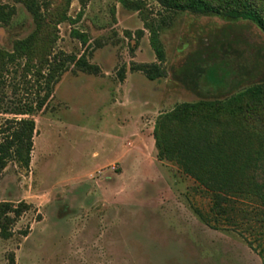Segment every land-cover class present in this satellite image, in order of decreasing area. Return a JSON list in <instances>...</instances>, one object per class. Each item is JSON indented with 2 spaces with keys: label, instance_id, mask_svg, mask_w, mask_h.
Listing matches in <instances>:
<instances>
[{
  "label": "rangeland",
  "instance_id": "1",
  "mask_svg": "<svg viewBox=\"0 0 264 264\" xmlns=\"http://www.w3.org/2000/svg\"><path fill=\"white\" fill-rule=\"evenodd\" d=\"M24 1L0 0L16 8L12 23L0 24V50L11 51L35 30ZM34 1L47 19L70 18L53 25V55H86L98 69L65 63L47 105L34 115L30 168L10 163L0 175V203L33 205L10 238L0 236V264H263L255 248L263 238L264 194L253 195L252 187L264 180V159L255 155L264 145V121L220 124L222 161L244 169L227 168L234 185L226 191L205 187L185 169L189 158H201L185 156L192 146L185 126L165 125L168 152L154 137L161 115L181 103L224 99L264 83L258 25L177 12L158 0ZM146 24L159 31L162 62ZM152 63L162 72L156 80L133 70ZM21 74L5 75L1 108L28 99ZM210 169L207 176L219 183L222 174ZM235 178L244 190H235Z\"/></svg>",
  "mask_w": 264,
  "mask_h": 264
},
{
  "label": "trees",
  "instance_id": "2",
  "mask_svg": "<svg viewBox=\"0 0 264 264\" xmlns=\"http://www.w3.org/2000/svg\"><path fill=\"white\" fill-rule=\"evenodd\" d=\"M158 2L164 8L177 12L220 14L230 18L250 20L264 32V0H158ZM24 5L33 17L35 30L27 37L17 40L11 51L0 50V85L7 83L6 74L11 71L17 73L21 70V77L28 95V99L11 100L5 108L0 107V175L10 163H15L24 169L30 168L34 137L37 133L34 115L41 112L47 105L58 79L67 70L64 69L65 63L70 62L91 73L98 69L97 66L89 63L86 55L80 57L72 54L62 55L60 58L53 55V45L56 41L53 25L70 20L67 14H61L58 19L51 20L47 19L36 1L25 0ZM15 14L14 6L0 5V24H11ZM146 25L150 31L151 47L158 61L162 62L166 54L159 31L153 24ZM45 35H50L49 45L46 46L44 44ZM72 35L82 44L88 42V37L84 33L74 30ZM133 70L143 72L149 80H156L162 76L160 67L156 63L135 64ZM29 76L31 80H28ZM257 119L264 121V83L250 86L224 99H203L193 103H181L170 112L161 115L155 127L154 137L157 147L163 153L168 152L170 145L166 134L162 132L165 125L176 123L185 126L189 132L187 145L192 144L191 147L189 146L191 150L185 151V156L188 154L201 156L199 163L193 162L194 159H185L188 160L183 163L185 169L197 175L196 179L205 187L212 189L218 184L216 188L226 191L234 185V181L225 176L228 173L227 168H234L235 164V172L244 169L237 165L236 160L231 164L222 161L224 156L217 143L220 124L229 120H235L237 123H250ZM206 124L210 126V130ZM212 130L214 133L210 132ZM261 137L264 139V132ZM259 147L261 149L256 150L255 155L257 159H264V145H259ZM210 168L222 174L221 179H218L219 183L207 176L212 172ZM243 187V182L235 178V190L240 191ZM252 188L253 195L259 196L260 190L264 194V180L260 183L254 181ZM245 191L250 192L251 190ZM220 197L218 194L215 196L217 200ZM262 197L264 199V196ZM219 206L218 201L217 207ZM32 208L33 205L26 201L1 202L0 236L5 239L10 238L14 224ZM261 235L263 238L258 240L259 244L255 249L264 264V232ZM250 245L254 247L252 242ZM12 261H14L13 258Z\"/></svg>",
  "mask_w": 264,
  "mask_h": 264
}]
</instances>
